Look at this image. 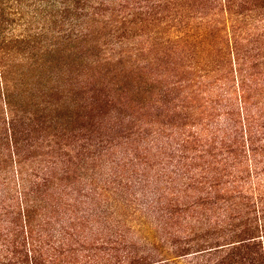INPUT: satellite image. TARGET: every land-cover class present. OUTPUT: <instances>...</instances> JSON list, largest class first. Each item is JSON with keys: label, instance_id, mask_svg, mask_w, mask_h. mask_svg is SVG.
Masks as SVG:
<instances>
[{"label": "rangeland", "instance_id": "374dc122", "mask_svg": "<svg viewBox=\"0 0 264 264\" xmlns=\"http://www.w3.org/2000/svg\"><path fill=\"white\" fill-rule=\"evenodd\" d=\"M227 4L217 3L212 9H207L206 13H198L196 8L182 11L185 16L181 20L178 17L168 24H158L151 21L150 17L129 32L124 46L121 44L111 48L110 45H104L99 75L105 78L104 84L110 86L105 94L107 93V97L109 94L114 97L116 111L112 104L109 107L100 104L101 107L96 110L93 109L99 107L96 103L86 110L80 106L81 114L86 115V119L74 121L72 126H84L81 131L73 133L61 130L68 119L64 113L57 114L60 118L55 115V118L49 120L31 114V105L29 108L20 107L16 111V138L22 147L20 146L17 155V149H11L4 134L8 120L4 98L0 94V209L5 207L12 211L22 203L18 199L16 183H24L20 178L26 177L29 189L34 191L28 198H35L34 216L38 222L49 229L52 225L56 228L64 227V238L73 234L72 244H75L74 248H79L77 244L80 241L75 242L80 240L76 237L81 238V233L87 235L90 232L94 239H104L113 232L114 235L122 232L127 238L132 236L144 239L162 234L165 229L161 226L158 230L155 220L158 200L174 202L181 197L209 198L206 201L201 199L203 204L198 210L199 216L204 209L218 210L224 202L215 204L217 208L211 203L220 195L227 197L231 203L236 201L237 198L231 197L237 191L222 193L223 182L229 181L236 186L251 184L256 174L248 172L247 165L252 160L264 161V157L240 155V150L230 153L228 148L215 150L202 146L203 143L195 138L198 136L197 131L207 133L216 129V123L224 119L227 111L222 96L228 68L221 71L220 65L211 63L216 58L218 47L235 44L249 48L261 46L260 53L252 51V54L258 55H255L258 61L253 59L248 67H253L251 73L255 70L264 74V0H229ZM136 6L134 10L127 9L115 14L111 11L106 15L105 21L112 24L113 20L120 19L117 23L120 24L124 20L121 18L131 13L127 20L134 18V22H138L140 18H135L142 9L138 8L139 3ZM3 11L5 14L0 16L1 36H13L20 40L28 34H36L44 26V30L48 31L47 36L51 37L47 45L54 43L52 34L54 29L57 31L60 28L54 0H0V15ZM96 18L102 19L98 16ZM98 20L92 23L98 24L100 31L106 34L110 26H107V22ZM177 39H181V42ZM100 40L103 42L105 38ZM2 50L0 72L1 66L6 65L12 75L26 73L28 70L21 67L31 56L32 63L35 60L45 62L47 69H54L58 65V51L55 52L53 46L47 51H30L23 44L13 42L12 45L7 41L2 44ZM188 50H194L195 53L190 56ZM187 55L190 57H185ZM232 56L230 51L231 61ZM159 60L168 61L173 67L169 78L171 81L182 80V87L174 92L173 97L178 96L176 101L183 100L182 103L188 107L190 121L186 122L196 125L190 130L185 129V125H173L168 117L156 118L148 107L137 105L136 93H126L128 88L133 87L132 81H129L131 77L135 79L134 76L129 77L133 67L137 78L141 75L139 73L145 72L148 75ZM143 66L146 69L140 72L138 69ZM118 73L119 78L116 77ZM109 81L112 82L111 85ZM119 88L126 94H122ZM105 94L101 100H106ZM91 96L92 93L86 95L87 98ZM232 96L236 98V95ZM247 97H250V106L257 120L264 119L260 111L264 103V85L255 86ZM42 100L46 101L45 98ZM77 114L78 112L76 117ZM32 118L36 121H30ZM97 122L99 123L96 124ZM201 129L204 130L200 131ZM188 136L191 137L187 153L197 157L193 164L204 169L215 168L218 172L215 178H218L221 187H207L206 184L210 181L207 171L204 172L205 177H199L197 189L189 187L190 183L184 184L185 179L180 178L179 169L184 172L185 169H181L178 157L180 153L177 154L174 147ZM263 169L262 162L259 170L262 183ZM44 172L48 176L47 181L39 183ZM250 174L252 178L248 177ZM36 175L39 177L36 178ZM146 204H151L153 210L148 209ZM220 213L222 215V210ZM61 219L65 220L60 222ZM71 222L75 223L73 229L70 227ZM90 227L94 231L89 230ZM165 228L171 230L168 226ZM50 231L52 229L48 232ZM127 240L124 239L119 246L114 245L117 249L120 248L117 252L119 256L123 254V247L128 246ZM165 243L167 237L158 242L160 250L168 249L169 245ZM60 249L65 250L64 246Z\"/></svg>", "mask_w": 264, "mask_h": 264}, {"label": "trees", "instance_id": "16d2710c", "mask_svg": "<svg viewBox=\"0 0 264 264\" xmlns=\"http://www.w3.org/2000/svg\"><path fill=\"white\" fill-rule=\"evenodd\" d=\"M228 1L54 0L60 28L57 31L54 29L53 44L47 45L51 37L47 36L48 31L44 30V26L36 34H28L20 40L13 36L3 37L0 34V51L2 44L7 41L12 45L13 42L19 45L23 44L30 51L42 49L47 51L52 46L55 52L58 51L56 59L58 65L54 69L45 68V62L39 63L38 60L32 63L30 61L32 56L28 57V62L22 65L21 68H26L28 71L21 75H12L6 65L1 66L0 94L4 98L8 120V127L4 134H6V140L11 149H17V153L16 151L15 153L18 155L19 149L22 147L16 138L18 121L16 111L20 107L29 108L31 105L29 108L32 111L31 114L49 120L55 118L57 114L64 113L68 119L66 126H62L61 130L73 133L81 131L84 127L75 128L72 126L74 121L86 119V115L81 114L82 109L86 110L94 103L99 104V107H93L95 110L101 107L100 104L106 107L112 104L113 109H116L113 103L114 97L112 98L111 94L107 97V93L105 94L110 86L104 84L105 78L99 75L104 45H110L111 48L121 44L124 46L126 40L128 41L129 32L139 23L146 22L150 17L151 21H156L158 24H168L178 17L181 20L185 16V13H181L182 11H192L196 8L198 13H206V10L215 4H227ZM137 3L140 5L138 8L142 11L137 12L135 20L140 18V21L134 22V18L127 20L131 13L123 16L121 19L124 20L120 24H117L121 21L120 19L113 20L112 24L110 21H105L109 12L112 11V14H115L127 9L134 10L137 8ZM2 14H5V11L0 16ZM97 16L102 19L98 20ZM94 20L107 22V26H110L109 31L103 34L98 28V24L92 23ZM100 38H105V41L100 42ZM260 48L261 46L242 47L240 44L218 47L216 58L211 63L220 65L221 71L228 68L227 80L225 83L223 82L225 86L222 96L224 108H227V111L224 119L218 120L216 123V129L207 133L197 131L198 136L195 138L203 143L202 146H208L215 150L228 148L227 151L230 153L240 150V155L248 154L251 158L264 157V119L257 120L250 106V97H247L255 86L264 85V74L255 70L251 73L250 70L253 67H248L253 59L258 61V58L255 57L258 55L252 54V51L259 52ZM230 51L233 54V61L229 60ZM187 52L190 56L195 53L194 50ZM188 55L185 57H190ZM145 69L146 66H143L138 70L142 72ZM30 71L32 72L30 73ZM172 71L173 67L171 68L168 61L159 60L149 70L148 75L145 72L144 74L138 72L141 75L136 78V69L133 67L129 73V77L134 76L135 78L129 79L132 81L133 87L128 88L126 93H136L137 105L148 107V110L154 112L156 118L168 117L173 125L177 124V127L185 125V129L190 130L196 125L186 122L190 121L188 107L182 103L183 100L176 101L178 96L173 97L174 92H178L182 87V80L171 81L169 78ZM117 75L116 77L119 78L120 74ZM111 83L109 81L110 85ZM118 90L122 91V88ZM88 93H92L89 98L86 97ZM121 93L126 94L124 91ZM103 94L107 97L106 100H101ZM233 94L236 95V98H233ZM43 98L46 99L45 102L42 100ZM237 98L238 100L234 102ZM260 111L264 118V103ZM76 112H78L77 117ZM30 121H36V119L32 118ZM202 130L204 129L200 131ZM190 137L188 136L182 141L179 140L181 143L178 142L174 147L177 154L180 153L178 157L182 164L181 169H185V172L179 169L180 178L185 179L184 184L190 183L189 187L197 189L196 184L199 182V177H205L204 172L207 171L210 180L206 184L207 187L210 189L221 187L217 181L218 178H215V175L218 174L215 168L204 169L193 164L197 157L187 153L190 150L188 149ZM262 162L264 164L263 160H252L251 163H248V172L256 174L254 181L250 182L251 184L236 186L229 181L223 182L222 193L237 191L236 195L231 197L237 199L231 203L227 197L218 196L216 201L211 203L217 208L215 204L224 202L220 208H217L218 210L207 211L204 209L199 216L198 210L203 204L201 199L209 200L203 196L201 198L196 196L193 198L181 197L174 202L158 200L156 209L154 208L157 216L155 220L158 230L161 229V226L165 229L162 234L144 239L132 236L127 238L122 232H117L116 235L113 232L104 239H99V237L94 239L90 232L87 235L81 233V238L76 237L80 240L75 242L79 243L78 241H80L77 244L79 248H74L75 244H72L73 234L70 233L69 236L67 235L68 237L64 238V227L56 228L52 225L50 232H48L49 228L42 227L44 225L38 222L34 216L35 198L31 197L33 200L28 198L34 191L29 189L28 178H20V181L24 183L18 181L16 184L18 199L22 200V203L12 211L5 207L0 209L2 211L0 214V264H264V189L262 190L264 183H262L263 178L259 175ZM243 173L244 170L241 175ZM262 173H264V169ZM248 177L252 178V175L250 174ZM46 178L48 176L44 172L39 183L46 182ZM237 179L235 181H239ZM145 206L148 209L152 207L151 204ZM151 209L153 210V208ZM64 220L61 219L60 222ZM74 226L75 223L71 222V229ZM165 226L171 230L169 231ZM89 230L94 231L93 227H90ZM46 237H48L47 240L44 239ZM49 237L51 238L49 239ZM55 237L58 238L54 240ZM166 237L167 243L165 244L169 247L167 250H160L161 246L157 244L162 239L166 240ZM124 239H128L126 241L128 246L123 247V254L119 256L117 252L120 251V248L117 249L114 245L119 246ZM67 240L71 243H68ZM63 246L65 250L60 249Z\"/></svg>", "mask_w": 264, "mask_h": 264}]
</instances>
